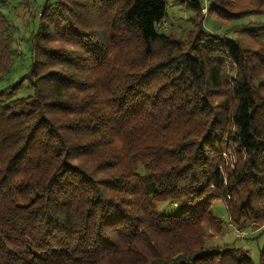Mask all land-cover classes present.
Returning <instances> with one entry per match:
<instances>
[{
  "label": "trees",
  "instance_id": "trees-1",
  "mask_svg": "<svg viewBox=\"0 0 264 264\" xmlns=\"http://www.w3.org/2000/svg\"><path fill=\"white\" fill-rule=\"evenodd\" d=\"M169 1L0 0V264H255L264 0Z\"/></svg>",
  "mask_w": 264,
  "mask_h": 264
},
{
  "label": "rangeland",
  "instance_id": "rangeland-1",
  "mask_svg": "<svg viewBox=\"0 0 264 264\" xmlns=\"http://www.w3.org/2000/svg\"><path fill=\"white\" fill-rule=\"evenodd\" d=\"M190 14L191 12L187 9L186 5L179 4L173 0L169 1L167 15L164 23L158 29L159 32L172 34L177 38H181L185 31H188L191 27L188 21ZM212 21L211 16L208 17L207 15L204 21L205 28L210 30L212 28ZM211 208L215 216L228 221V214L223 201L219 199L214 200ZM176 211L177 207L171 203H164L159 206V212L163 214H172ZM242 230L246 232L244 237L240 238L232 232H228L221 241L234 242L236 247L244 249L252 257L255 264H259V250L264 246V233L261 234L264 230V225L261 227L247 226V228H242ZM214 241L218 242L220 240Z\"/></svg>",
  "mask_w": 264,
  "mask_h": 264
},
{
  "label": "built area",
  "instance_id": "built-area-1",
  "mask_svg": "<svg viewBox=\"0 0 264 264\" xmlns=\"http://www.w3.org/2000/svg\"><path fill=\"white\" fill-rule=\"evenodd\" d=\"M203 3H204V5L202 8V12L206 16L208 13V10H209V0H203ZM230 231L240 238L244 237V235L246 234L245 231H243L242 229L235 228L234 226H230Z\"/></svg>",
  "mask_w": 264,
  "mask_h": 264
}]
</instances>
